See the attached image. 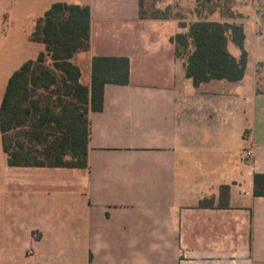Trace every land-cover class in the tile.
<instances>
[{"label": "crops", "instance_id": "crops-1", "mask_svg": "<svg viewBox=\"0 0 264 264\" xmlns=\"http://www.w3.org/2000/svg\"><path fill=\"white\" fill-rule=\"evenodd\" d=\"M140 1L32 0L42 11L29 36L54 3L90 6V48L72 59L80 82L91 86L95 57H127L130 84H107L103 110L90 112L88 168L9 167L6 159L0 264H264V196L255 194L264 80L246 27L258 22H238L244 79L196 87L170 41L188 29L142 18ZM15 13L5 0L4 26ZM212 198L213 207L200 206Z\"/></svg>", "mask_w": 264, "mask_h": 264}, {"label": "trees", "instance_id": "trees-1", "mask_svg": "<svg viewBox=\"0 0 264 264\" xmlns=\"http://www.w3.org/2000/svg\"><path fill=\"white\" fill-rule=\"evenodd\" d=\"M140 5L144 18V0ZM153 17L171 19L159 9ZM179 27L188 31L170 41L194 86L244 79L249 54L243 25L201 19L188 25L180 22ZM90 30L91 8L87 5L54 3L37 20L29 41L42 44L44 51L13 72L0 106L2 150L9 167H89V114L103 110L107 84H130L127 57H95L91 86L80 82L81 70L72 59L89 50ZM230 42L241 52L240 57L230 51ZM255 183V194L264 196V175L256 176ZM228 192V186L222 187V196ZM200 206L213 207L214 198Z\"/></svg>", "mask_w": 264, "mask_h": 264}, {"label": "rangeland", "instance_id": "rangeland-1", "mask_svg": "<svg viewBox=\"0 0 264 264\" xmlns=\"http://www.w3.org/2000/svg\"><path fill=\"white\" fill-rule=\"evenodd\" d=\"M4 1L0 0V12ZM158 1L161 3L160 10L166 11L179 23L187 25L201 19L230 24L257 20L258 24L246 25L249 34L248 47L252 54L253 67L264 80V0H148L146 15L153 17ZM13 6L20 11L18 15L22 18L15 13L13 22L5 24V27L0 15V102L13 72L44 50L43 45L30 43L28 35L31 30V17L42 11V7L38 10L33 8L32 0H13ZM229 47L234 55L237 52V57H240L241 52L233 43L230 42ZM4 167L6 157L1 148L0 134V176L3 175Z\"/></svg>", "mask_w": 264, "mask_h": 264}]
</instances>
